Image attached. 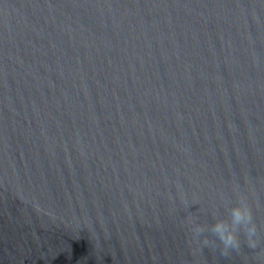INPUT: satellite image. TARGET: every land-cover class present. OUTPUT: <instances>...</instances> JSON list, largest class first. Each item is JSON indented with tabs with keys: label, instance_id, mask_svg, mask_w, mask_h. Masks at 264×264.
Masks as SVG:
<instances>
[{
	"label": "water",
	"instance_id": "1",
	"mask_svg": "<svg viewBox=\"0 0 264 264\" xmlns=\"http://www.w3.org/2000/svg\"><path fill=\"white\" fill-rule=\"evenodd\" d=\"M0 264H264V0H0Z\"/></svg>",
	"mask_w": 264,
	"mask_h": 264
},
{
	"label": "clouds",
	"instance_id": "2",
	"mask_svg": "<svg viewBox=\"0 0 264 264\" xmlns=\"http://www.w3.org/2000/svg\"><path fill=\"white\" fill-rule=\"evenodd\" d=\"M196 217L188 221L189 230L196 240H201L205 245L210 241L205 233H210L224 251L236 249L240 246V234L244 235L247 245L256 247L257 228L253 222V216L246 199L240 198L235 204H224V215H214V222L211 224L198 223Z\"/></svg>",
	"mask_w": 264,
	"mask_h": 264
}]
</instances>
